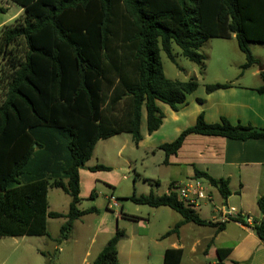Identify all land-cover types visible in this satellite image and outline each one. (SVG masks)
<instances>
[{
  "label": "trees",
  "instance_id": "16d2710c",
  "mask_svg": "<svg viewBox=\"0 0 264 264\" xmlns=\"http://www.w3.org/2000/svg\"><path fill=\"white\" fill-rule=\"evenodd\" d=\"M9 1L23 13L0 29V238L48 236V219L65 218L61 237L67 240L77 220L98 212L79 209L80 170L97 144L128 134L138 146L143 113L152 134L163 124L159 103L178 111L200 86L196 77L169 80L162 53L177 66L182 56L204 71V44L235 38L246 58L242 70L263 67L250 44H264V0ZM6 12L0 7V14ZM261 78L264 82V71ZM229 87L209 84L206 92ZM257 91L264 94V84ZM191 134L264 139V129L233 125L226 118L208 124L200 114L194 126L160 147L165 163ZM91 170L110 168L98 164ZM195 176L223 199L231 195L228 179L217 180L198 169ZM50 188L71 197L66 215L49 211ZM129 200L181 215L183 220L165 237L178 235L188 223L217 232L226 226L202 219L175 194L150 193ZM257 204L263 218L254 229L264 243V197ZM237 221L247 224L243 218ZM125 236L119 229L93 264H119L118 245ZM230 252L218 249L219 261L209 264H226ZM183 255L182 249H168L163 264H181Z\"/></svg>",
  "mask_w": 264,
  "mask_h": 264
},
{
  "label": "crops",
  "instance_id": "0c3cea01",
  "mask_svg": "<svg viewBox=\"0 0 264 264\" xmlns=\"http://www.w3.org/2000/svg\"><path fill=\"white\" fill-rule=\"evenodd\" d=\"M4 2L6 5L0 7L8 11L10 1L4 0ZM22 13L23 9L20 8L12 18L0 22V29L9 22L12 23ZM262 62V68L254 65L247 69V75L244 73L238 76L248 77L246 80L252 79V83L245 82L244 84L243 81L237 80L236 76L224 78V80H216L214 84H229L230 87L212 93L206 92V84H200L197 91L187 96L186 102L179 106L178 111H173L169 106L159 103L164 118L163 124L157 131L152 134L148 133L146 114L143 113L142 140L138 146L133 143L130 135V137H125V134L102 140L97 144L91 158V160L95 158V163H90V160L79 174L81 200L84 197L94 200L97 197L96 189L99 185L107 187L111 194L115 195L116 187L127 178L121 171L129 173L132 165L137 162L134 161L137 158L131 159L123 156L124 151L130 148L132 152L141 153L143 151L150 156L147 164L142 159V166L145 163L144 171H150V174L148 176L138 174L142 181L147 180L151 183L148 195L153 193L162 196L167 193L171 183H184L196 179L195 169L217 180L228 179L231 195L223 199L219 194L222 201L218 204L214 203L215 198L212 195V210L206 216H202L203 207L208 204L197 210L200 217L206 221L225 223L226 226L222 232H217L214 227L188 223L182 226L178 235L172 234L165 237L168 231L183 220L181 215L168 207L148 206V211L135 215L126 212L123 206L120 213L114 211L113 206H108L107 211L103 213H100L98 208L91 207L96 208L98 212L85 214L77 220L67 240L62 239L61 228L59 235L54 238L48 230L46 237L56 243L52 252L50 250L46 252L44 248L29 244L24 248L11 249L5 245L4 241H0V264H31L28 256L32 254H37L42 258L39 264H93L119 229L126 232L125 238L118 245L119 264H163L165 252L168 249H182L184 255L181 264H184L185 236L187 239L189 236L193 237L190 254L196 255L201 251L206 259L214 257L207 264L219 261L218 249L231 250L229 256L224 259L226 264H264V243L258 238L254 229L257 222L263 218L257 203L261 197H264V139L240 141L218 136L191 134L187 136L179 152L168 159V163H165V153L160 149L163 144L175 141L185 129L194 126L200 114L204 115L208 124H216L222 118H226L233 125L241 124L264 129V94L257 91L264 84L261 78V72L264 71V60ZM112 146L116 147L114 151H111ZM99 148H102L100 157L97 155ZM112 157L116 160L112 161ZM118 160L120 164L114 166L118 164ZM98 164L109 167L110 170L92 171L91 168ZM115 170L121 174L114 172ZM134 184L137 187L136 181ZM207 185L214 189L208 183ZM51 189L54 188H50L49 193ZM49 193V211L66 215L71 199L67 201L68 210L58 212L51 210ZM92 194L94 198L91 197ZM116 203L119 206L117 201ZM231 208L249 217L251 223L238 222L235 219L236 216L229 221L222 222L225 210ZM252 213L257 216L253 217ZM90 216H97V224L92 235L88 237V243L84 245L81 239L87 238L85 228L91 227V225L86 226V221ZM59 219L63 220V226L66 219ZM49 220L51 218L48 219V226ZM77 225L82 227L78 228ZM205 228L209 229L208 233L204 231ZM76 229L79 235L75 233ZM8 238L24 239L27 237H7L0 238V240ZM212 240L214 241L211 244ZM62 241H64L63 244H61ZM205 241H207L206 245ZM218 242L220 243L217 244ZM17 245L20 246V244ZM19 249L24 252L16 253ZM35 261L33 260V263Z\"/></svg>",
  "mask_w": 264,
  "mask_h": 264
},
{
  "label": "rangeland",
  "instance_id": "374dc122",
  "mask_svg": "<svg viewBox=\"0 0 264 264\" xmlns=\"http://www.w3.org/2000/svg\"><path fill=\"white\" fill-rule=\"evenodd\" d=\"M6 5L4 0H0V6ZM9 10L4 13L0 14V22L9 20L10 18L13 17L17 13V11L20 9L19 6L9 3L8 4ZM9 22V21H8ZM13 22V21H12ZM8 24H11L9 22ZM250 50L251 53L254 56H257L260 58V60H264V44H250ZM174 52L175 53H180V49L177 46H174ZM200 53L205 55L206 60H205V70L201 71L200 67L196 65L193 62H190L186 58L182 56L177 57V65L172 63L166 56V54L162 53L161 54V59L164 67V72L165 76L169 80H181L185 81L188 80L189 78L196 77L199 81V84L203 85H209V84H214L216 80H224V78H229L236 76L237 80L245 82H250L252 83V79H248V77L245 78H240L238 76H241V74L248 73L247 70H242V66L246 62V58L243 52L240 51L237 41L235 38L232 39H211L207 41L203 48L200 50ZM190 75V76H189ZM189 76V77H188ZM129 136L128 134L124 135ZM130 137V136H129ZM114 151L116 147H110ZM98 156H101V151L102 148H99ZM113 156V155H112ZM123 156L126 158H137L134 161H137L134 163L131 167V170L127 171H121L122 174L126 175V179H123L121 183L116 187V193L115 195H112L109 189L103 185H99L96 189V194L97 197L94 200H89V197H84L80 209H88L91 207H96L100 211V213L106 212L109 206V200L111 197L115 199V201L118 202L119 206L114 207V211L117 213H120L121 207L123 206L125 211L130 213V214H141L145 211L149 210L148 206H141V205H136L132 201L129 200V196H136V197H141V196H147L150 190V181H142L139 177L138 174L144 176L145 174L148 176L150 174V171H144V165L145 163H148V159L150 156H148L145 152H132L130 148L124 151ZM110 157V155H109ZM97 158V157H96ZM111 159V158H110ZM142 159H144V165L142 166ZM116 160L115 158L111 159ZM90 163H95V158L91 160ZM120 164V160H118V164H114V166H118ZM119 174H121L119 171H114ZM135 181L138 183L137 187L135 186ZM203 184L207 185L206 181H203ZM209 191L214 195L213 197L215 198L214 203L218 204L221 203V198L219 196V193L216 192L214 189H211L210 187H207ZM70 201L71 197L62 191L61 189H51L49 193V201H50V207L51 210H57L58 212H66L68 210V203L67 201ZM207 205V204H205ZM204 205V206H205ZM110 209V208H109ZM212 210V205L210 202H208V206L203 207V215L206 216L210 211ZM252 216L255 217L257 214L252 213ZM97 216H90L87 221H86V226L91 225V227L85 228L87 231L85 233L87 234V238L83 237L81 241H83V244L86 245L88 243V237L92 235L93 229L96 228V219ZM63 220L61 219H51L49 220V226L48 230L50 235L54 238L55 236L57 237L59 235L60 228L62 227V222ZM78 228L82 227L77 225ZM92 228V229H91ZM204 231L208 233L209 229L205 228ZM76 234H78V231L76 229L75 231ZM79 235V234H78ZM89 235V236H88ZM80 239V238H79ZM193 237L189 236V239H187V236H185V244H186V249H185V260L184 264H207L212 258L214 257H209L205 258L203 253L199 251L198 254L192 255L190 254V246L192 242ZM5 245L8 248H24L26 245H33L37 246L39 248H44L43 250L51 251L53 250L54 246L56 243L50 240V238L44 236V237H35V238H8L4 240ZM205 241V245H206ZM64 241L61 242L63 244ZM218 242L217 244H219ZM222 243V242H221ZM17 244H20L17 245ZM24 252L22 249H19L16 251V253H21ZM52 252V251H51ZM30 260L31 264H39L42 261V258L38 256L37 254H32L31 256H28V260ZM33 260H36L35 263H33Z\"/></svg>",
  "mask_w": 264,
  "mask_h": 264
},
{
  "label": "built area",
  "instance_id": "2783aa9c",
  "mask_svg": "<svg viewBox=\"0 0 264 264\" xmlns=\"http://www.w3.org/2000/svg\"><path fill=\"white\" fill-rule=\"evenodd\" d=\"M166 194H175L180 202L195 209L196 211L200 210L201 207L208 204V202H213L211 192L200 179H193L184 183L173 182L170 184ZM109 206H117L113 197L109 200ZM233 216H236L235 219L243 218L247 223H251V219L249 217L242 215V213H239L234 208L225 210L224 215L222 216V222L231 220Z\"/></svg>",
  "mask_w": 264,
  "mask_h": 264
}]
</instances>
